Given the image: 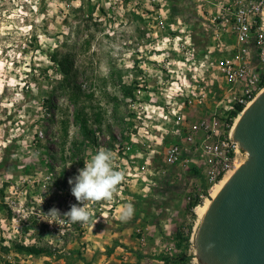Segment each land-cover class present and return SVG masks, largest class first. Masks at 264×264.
<instances>
[{
  "label": "rangeland",
  "instance_id": "1",
  "mask_svg": "<svg viewBox=\"0 0 264 264\" xmlns=\"http://www.w3.org/2000/svg\"><path fill=\"white\" fill-rule=\"evenodd\" d=\"M198 4L0 5V264L196 261L199 221L189 206L201 181L197 171L178 165L168 177L135 175L142 161L166 150L163 138L172 135V124L164 110L184 104L187 124L217 120L229 131L235 123L237 94L230 95L232 85L216 68L219 27ZM101 147L116 153L114 168L126 174L111 200L86 202L87 223L63 217L48 223L52 208L63 214L82 206L68 181L86 154ZM247 157L239 156L238 164ZM23 246L50 254L30 255Z\"/></svg>",
  "mask_w": 264,
  "mask_h": 264
},
{
  "label": "built area",
  "instance_id": "2",
  "mask_svg": "<svg viewBox=\"0 0 264 264\" xmlns=\"http://www.w3.org/2000/svg\"><path fill=\"white\" fill-rule=\"evenodd\" d=\"M6 1L0 0V5ZM195 1L200 3L196 9L207 14L204 18L219 27L214 35V48L220 54L216 68L232 85L229 93L237 94L238 105L244 110L264 89V0ZM228 36L234 38V46ZM193 103L190 99L189 104ZM184 110V104H178L172 111L164 110V117L172 124V135L163 138L166 150L162 154L155 153L153 159L142 161L135 176L143 180L150 176L168 177L178 165L193 166L202 181L194 200L203 203L211 189L236 170L239 156L247 153L233 140V127L229 131L221 129L217 120L210 124L205 121L187 124ZM150 151L154 154V150ZM194 260L192 264H199L197 258Z\"/></svg>",
  "mask_w": 264,
  "mask_h": 264
},
{
  "label": "water",
  "instance_id": "3",
  "mask_svg": "<svg viewBox=\"0 0 264 264\" xmlns=\"http://www.w3.org/2000/svg\"><path fill=\"white\" fill-rule=\"evenodd\" d=\"M232 138L248 157L199 224L200 264H264V91L243 110Z\"/></svg>",
  "mask_w": 264,
  "mask_h": 264
},
{
  "label": "clouds",
  "instance_id": "4",
  "mask_svg": "<svg viewBox=\"0 0 264 264\" xmlns=\"http://www.w3.org/2000/svg\"><path fill=\"white\" fill-rule=\"evenodd\" d=\"M116 153L110 149L99 148L94 154L88 156L84 161V167L78 170V175L70 178L68 183L71 186L72 195L80 205L73 204L70 210L61 214L57 208L49 210L46 217L48 223L57 224L61 218H67L71 223H87L92 213L89 211L86 202H100L111 200L117 187L124 181L125 172L114 168ZM127 215L133 212L132 205H126ZM47 238V237H45Z\"/></svg>",
  "mask_w": 264,
  "mask_h": 264
},
{
  "label": "bare ground",
  "instance_id": "5",
  "mask_svg": "<svg viewBox=\"0 0 264 264\" xmlns=\"http://www.w3.org/2000/svg\"><path fill=\"white\" fill-rule=\"evenodd\" d=\"M264 89L258 94L261 95L263 93ZM257 96V97H258ZM256 97V98H257ZM252 102L249 103V105L251 104ZM248 105V106H249ZM247 106V107H248ZM245 107V109L247 108ZM243 112V111H242ZM242 112L236 117L235 119V123L233 125V129L235 128L237 122L239 121L241 115H242ZM248 156V154H247ZM244 162H241L237 165V168L235 171L229 173L226 177H224L219 183H217L213 188H212V193L211 195L209 196V198H207L203 204L199 205L196 207V214H197V217H198V221H199V224L201 223V221L203 220L204 218V215L206 214L208 208L210 207L211 203H212V200L218 195V193L221 191V189L224 187V185L231 179V177L235 174V172L243 165Z\"/></svg>",
  "mask_w": 264,
  "mask_h": 264
},
{
  "label": "trees",
  "instance_id": "6",
  "mask_svg": "<svg viewBox=\"0 0 264 264\" xmlns=\"http://www.w3.org/2000/svg\"><path fill=\"white\" fill-rule=\"evenodd\" d=\"M243 111V106L242 105H237L236 107V111H233L232 112V117H237L238 114H240L241 112ZM84 125H85V128H87V121L84 120ZM203 204V203H202ZM198 205H201V202L199 199H196L194 201L193 204H191L189 206V209H192L193 207H196ZM21 250L23 251H26L27 253H29L30 255H36V256H39V255H45V254H50V251H48L47 249H44V248H41V247H37V246H30V247H20Z\"/></svg>",
  "mask_w": 264,
  "mask_h": 264
}]
</instances>
